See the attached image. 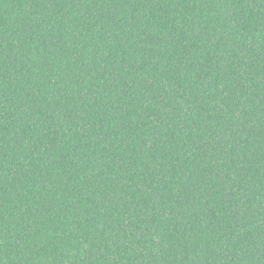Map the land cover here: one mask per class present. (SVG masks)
Segmentation results:
<instances>
[{"label": "trees", "instance_id": "16d2710c", "mask_svg": "<svg viewBox=\"0 0 264 264\" xmlns=\"http://www.w3.org/2000/svg\"><path fill=\"white\" fill-rule=\"evenodd\" d=\"M0 264H264V0H0Z\"/></svg>", "mask_w": 264, "mask_h": 264}]
</instances>
